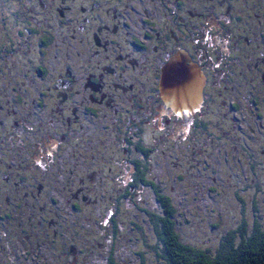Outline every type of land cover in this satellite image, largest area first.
<instances>
[{"label": "flooded vegetation", "instance_id": "obj_1", "mask_svg": "<svg viewBox=\"0 0 264 264\" xmlns=\"http://www.w3.org/2000/svg\"><path fill=\"white\" fill-rule=\"evenodd\" d=\"M263 10L264 0H0V67L18 68L17 63L30 66L36 61L35 70L46 78L66 65V71L57 73L54 85L46 86L54 90L56 97L60 94L53 113L58 116L54 121L60 125L54 135L44 136V144L37 145L39 152L53 160L51 169L62 168L56 159H64L58 151L64 150L62 143L67 141L72 152L66 154L65 163L72 159L81 165V182L88 179L92 186L101 184L103 174L110 172L109 161L124 165L133 178L139 170L135 161L136 152H140L138 141L149 138L148 144L156 150L162 148L163 160L167 161L175 149L182 148L181 155H187L186 139L191 135L197 145L189 158L199 166L215 164L221 162L223 153L236 155L238 145L227 148L222 137L234 132V112L241 108L235 69L242 60L245 70L249 68L252 73L248 82L258 83H253L258 95L252 94L250 107L253 105L258 112L256 103L264 102ZM212 17L217 18L216 23L211 22ZM219 35L228 44L219 40ZM213 51L216 54L210 53ZM182 52H187L179 56H187L185 63L195 62L202 68L206 83L200 107L180 112L163 96L161 79L163 66ZM257 52L262 55L256 56ZM220 67L229 70L225 78H221ZM46 69L52 70L48 76ZM25 72L8 81L22 85L18 76L31 77ZM221 80L227 84L220 87ZM40 86L37 89L46 106L49 93ZM223 93L227 98L221 99ZM239 97L246 95L239 91ZM122 104L133 109L125 110ZM132 112L135 114L129 116ZM20 120L21 123L15 121L21 128L16 133L29 126L28 120V124ZM104 120H110L108 125L103 124ZM202 120L211 123L208 129L199 128ZM226 123L229 128L224 126ZM65 126L74 132L73 143L68 140ZM250 129L255 132L253 127ZM248 137L249 143L246 137L243 139L247 146L240 142L243 153L254 142V137ZM150 172L154 175L150 176ZM155 173L147 167V179L159 178ZM9 179V175L5 176V180ZM123 179L127 183L121 185L126 187L130 177L127 174ZM144 189L141 184L136 195ZM73 192L69 201L79 196ZM87 196L83 198L90 201ZM34 231L31 234L42 237L48 233L42 224ZM58 231L59 228L52 231L53 241L49 234L37 241L38 247L45 246L44 254L51 251L52 243L60 249L59 264L88 262L84 249L76 246L71 236Z\"/></svg>", "mask_w": 264, "mask_h": 264}, {"label": "trees", "instance_id": "obj_2", "mask_svg": "<svg viewBox=\"0 0 264 264\" xmlns=\"http://www.w3.org/2000/svg\"><path fill=\"white\" fill-rule=\"evenodd\" d=\"M261 14L264 22V10ZM260 55H262L261 52L256 53V56ZM11 68L10 66L0 67V222L4 227L3 234L8 235L13 241L10 245L13 246V258H18L15 253L18 248L15 246L25 244L27 250L24 254L27 256H19L25 264H28V260L31 261L30 264L61 263L58 246L53 247L51 243V251L45 254V246L43 245V248L37 246V241L44 239L47 234L53 241L54 236L51 233L54 228H59V233L71 236L77 243L76 246L84 249L83 252L87 254L88 260L85 264H264V153L261 152L264 149V132L261 131L264 130L263 101L256 103L260 107L258 112L253 107L251 109L252 118L256 121L252 120L250 126L255 129V132L251 131L250 126L241 127L234 123V132L230 133L234 137L230 134L222 137L225 147L238 145L234 151L235 156L223 153L221 162L202 164L199 167L192 162L191 166L194 165L199 171H205V175H201L203 179L211 177L216 182L225 178L219 182L221 186L209 185L206 191L211 192L208 196L212 198V202H207L205 206L204 201H202L203 204L201 201L194 202L186 195L192 194L188 187L186 188L188 183L199 184L194 177L196 174L175 170L173 167L175 164L183 167L182 162L185 157L181 155V148L171 152L165 161L163 160L165 153L161 152L162 148L156 150L154 146L148 144L149 138L145 137L144 142L140 140L136 144L140 149L139 153L136 152L138 159L133 158L139 169L138 175H133L132 178L124 165L109 161L110 172L106 166L107 171L103 174L100 184L104 197L97 200L96 196L92 197L90 193H81L82 189L78 192L81 188L78 186L73 194L78 192L79 196L77 197V194L73 196L67 202L68 209H66L67 207L63 206L65 202L61 200L57 191L80 182L81 165L71 164L66 160L61 169L55 167L51 169L53 160L49 161L48 156L39 152L37 145L45 140L36 131H32L35 134L33 135L36 138L35 141L30 142L24 139V147L16 148L17 138L21 140L22 138L17 137L20 133L15 132V121L20 122L22 118V120H28L29 126H25L24 131H29V127L33 126L29 119L33 113L34 104L37 103L39 107L45 106L43 103L45 98L41 97L35 88L24 87L19 82L12 84L3 80L6 79L5 74L10 72ZM51 71V69L45 70L47 76ZM235 72L236 79L239 81V91L251 101L254 92L258 95V87L254 88L253 83H258L248 82L252 73L249 68L245 70L243 60L238 64ZM52 74H54L53 71ZM262 86L264 88V83ZM257 98L260 100L258 96ZM234 104L236 105L235 102ZM238 112L243 113V108L241 107ZM244 122L247 125L246 119ZM210 124L207 120H202L199 128L208 129ZM224 126L229 128L228 123ZM246 133L254 137L252 138L254 142L250 144V147L245 148L243 153L240 142L243 146H247L243 140L244 137L247 138V143L251 141L248 137L250 135ZM7 144L10 146L12 144L13 147L5 148ZM176 153L178 155H175ZM40 156L41 159H39ZM246 158L247 163L244 161ZM147 167L156 170L155 174L159 178L147 179ZM210 170L212 173L209 174ZM127 174L130 182L124 187L121 184L127 183L123 179ZM152 174L153 172H150V176ZM7 175L10 176L9 180H5ZM115 182L118 188H115ZM141 184L147 190L144 189L145 192H142V195H136ZM133 186L135 188L132 191ZM26 191L28 194H25ZM98 192L97 188L95 195ZM229 192L233 193L232 215L222 213V203L218 202ZM83 195H88V199L95 201L84 199ZM236 195L238 198L236 197L235 200ZM139 197L140 202H136L135 198L139 199ZM195 197L196 200L201 199L198 196ZM109 199V206L102 208L100 203L103 200L107 203ZM129 199L134 203V207L126 206ZM91 203L98 205L95 213L89 208ZM40 206L44 208L41 209ZM207 209L212 213L207 218L201 215L196 220L197 213L201 214ZM66 212L75 217V222L86 224L88 230L76 226L75 230L65 231L64 228L53 224L59 220H65ZM5 223H8L7 227ZM41 224L45 226L48 233L44 237L38 236L37 233L31 234ZM109 224L110 227L107 228L106 225ZM202 225L211 228L206 233L215 234L218 238L215 248L203 240L201 242L192 240L191 236L201 237L198 228L201 230ZM225 226L227 227L224 229ZM219 229L222 231H218ZM27 234H31V237L27 238ZM95 235L100 239L95 237L93 242L88 244L87 240H91L90 237ZM65 240L68 241L66 238ZM98 242H101V246ZM29 243H32L33 249L28 245ZM121 246L125 250L120 252ZM124 252L130 254L126 256Z\"/></svg>", "mask_w": 264, "mask_h": 264}, {"label": "rangeland", "instance_id": "obj_3", "mask_svg": "<svg viewBox=\"0 0 264 264\" xmlns=\"http://www.w3.org/2000/svg\"><path fill=\"white\" fill-rule=\"evenodd\" d=\"M213 19L211 20V22H215L216 23V17H212ZM220 36V35H219ZM218 39H222L224 41V44H228L227 43V40L225 37L223 36H220L218 37ZM32 53V52H30ZM212 54H216L213 52H210ZM220 54V53H218ZM226 59L225 57L223 58V60ZM228 59H226L227 61ZM54 59H51V63H53ZM203 62H205L204 64H206L207 60H204ZM36 61H33L31 63L30 66H23L22 65L20 66L18 63H17V66H19L18 68H12L10 69L11 71L6 73V79L4 78L3 80L7 81L10 80V81H13V78L15 76V74L17 73H23L24 70L27 69V71L30 73V79H26L24 77H20L18 76V78L23 81L21 82L22 83V86H30L32 88H35L38 92L39 90L37 89L40 85V87H43V89H46L48 91V95H46L47 97V106H38L37 103L34 104V110H33V113L32 115L30 116V124L33 125L32 127H29V131H22L19 135H17V137L21 136L22 140L21 139H18L17 138V146L16 148L17 149H22L24 146H23V140L24 139H27L28 141H35L36 138H34L35 134L32 133V131H36V133H40L42 135V138L44 139V136L47 137V134H53L55 133V131H57V128L59 127V121H54L53 118H56L58 117L57 115L53 114L54 112H56V100L58 99L57 97L60 96V94L58 95L57 94V97L55 95V92L54 90L52 89H47L46 86H49V85H54V80L59 77L57 76V73L60 71V72H63V71H66V68L65 66L62 67L61 70L59 71H56L57 69L54 70V74L52 76H49V77H42L41 75H39L37 73V71L35 70V66H36ZM23 68V69H22ZM221 70H223V75L221 78H225V74L228 73V68L225 69V68H221ZM210 70V69H209ZM211 71V70H210ZM59 72V73H60ZM56 73V74H55ZM58 73V74H59ZM212 73V71H211ZM33 76V77H32ZM232 78L234 79V75L232 76ZM55 80V82H56ZM13 84V83H12ZM223 84H227V82L221 80L220 82V87L223 85ZM236 84V83H234ZM237 86V85H236ZM31 88V90H32ZM60 88V87H58ZM57 88V89H58ZM236 88V87H235ZM216 88L214 87L213 88V91L215 90ZM237 92H238V97H237V102L241 104V107L243 108L244 112L241 113V112H238V111H235L234 112V123L236 125H239L241 127H248L252 124V120L256 121V119H253V115L251 113V107H253V105L250 107V102L248 100L247 97H239V88H237ZM235 91V89H234ZM219 89L216 91V93H219ZM241 94V92H240ZM243 94V93H242ZM222 98L221 99H225L227 98V95H225V93L222 94L221 96ZM36 101V100H35ZM49 101H52L51 103H49ZM121 106L124 107L125 110H128V109H133L132 106L130 105H125V104H122ZM135 112H132V114H128L129 116L130 115H134ZM23 119V118H22ZM246 119L247 121V125L245 124L244 120ZM26 124L27 123V120H23ZM54 121V122H53ZM110 121V120H109ZM109 121H102L103 124L105 125H108ZM22 121H20L19 123H21ZM245 124V126H244ZM16 131H20V127L19 126H15ZM59 132H62L60 130H58ZM65 131H67L68 133V140L71 141L72 143L74 142V137L72 136V134L74 133L73 131H69L68 128H66L65 126ZM262 132H264V130H261ZM32 133V134H31ZM34 135V136H33ZM24 138H23V137ZM45 140V139H44ZM118 140V139H117ZM186 144H188V150L185 151V154H187L184 158V162L183 163V167L181 166H178L179 164H175L174 169H178L180 171H185V172H190L192 175H194L195 178H197L198 180V183L199 184H196L193 182V184L188 183L189 185H186V188L188 187V190H190V192H192V194H186L187 196L190 197L191 200H193L194 202H197V201H204V206L206 205V203L208 202H212V198H210L208 195L211 194L208 193L206 190L207 188H209V185H212V186H221V184L219 182H222L225 178H221L219 179L218 181H213L214 179H211L208 178V179H203L201 178V175H205V171H199V169H196L192 165V162H193V158H189V157H193V154L191 153L194 149H195V145H197L195 143V138L193 137V135H191L188 139H186ZM62 145L64 146V150H60L58 151V153H60L62 156H64V159L62 160L60 156H58V158L56 159V161L63 167L64 166V163H65V157H66V154H68L69 152H72L70 151L69 149H71L72 146H70V143L67 142V141H64V143H62ZM12 146H10V144H7L5 146V148H8L10 149ZM180 152H182V148L180 150ZM183 153V152H182ZM191 154V155H190ZM175 155H178L177 153ZM175 158H178L177 156H175ZM206 158V157H205ZM245 163L248 162V159H244ZM71 164H74L75 162L71 159L70 161ZM199 167V165H198ZM260 167V165L258 166ZM66 169H69L70 167H65ZM72 168V166H71ZM115 172V171H114ZM114 172H111V174H115ZM198 173V174H197ZM209 174L212 173L211 170L208 172ZM207 173V175H209ZM199 176V177H198ZM111 177V176H109ZM113 182V181H112ZM78 186H81L79 192L81 191L82 189V192L81 193H84V194H87V193H90V195L92 197L96 196L95 198H103L104 196H102V191L100 189V184H94L93 186L91 185L90 181L88 179H86L85 182H77V183H74L71 187H68V188H64L60 191H57V194L59 195V197L61 198L62 201H64L65 203L63 204V206L67 207L66 209H68V201H69V198L71 197L72 195V192L74 191V189ZM114 186L115 188H118L117 186V182L114 183ZM238 187H240L239 185H237ZM98 188V193L97 195H95L96 191L94 193L90 192V191H94ZM226 188H228V186H226ZM88 189L90 191H88ZM87 192V193H86ZM139 195H142V194H139ZM195 196H198L199 198H201L200 200H196V197ZM236 196H234V199L236 200ZM238 198V197H237ZM136 199V202H140V198H135ZM233 199V193H227L225 198H220L219 199V203H222V207L223 210H222V213L224 214H231L233 213V205H232V202L231 200ZM91 201V200H90ZM95 200L91 201V202H94ZM106 200H103L102 203H100V206L102 208L104 207H107L109 206V203H110V199L109 201L106 203L105 202ZM203 204V202H202ZM124 207H125V204L123 203ZM134 204L131 202V199H129L128 203L126 204V206L128 207H134L133 206ZM89 208L91 209V212L95 213L98 209V205H95V204H90ZM128 210V209H127ZM198 212V211H197ZM205 212H207V214H204ZM212 213L211 210H208L207 211L203 210V212L201 214H198L196 215V220L199 218V216L203 215V217L207 218L208 215ZM66 214V217H65V220H59L57 223H53V224H57L59 227L61 228H64L65 231H67V229L69 230H75V227L76 226H80L83 230H88V226L86 224H84L83 222H75V217L72 216V215H69L68 212L65 213ZM62 219V216L60 217ZM264 221V220H263ZM232 223V220L230 221ZM6 227L8 226V223H5ZM234 224H235V218H234ZM263 225H264V222H263ZM107 228L110 227V224L109 225H106ZM227 226L224 227V229L226 228ZM2 229H4V227L2 226V223L0 222V264H25L24 263V260L23 259H20L19 256H23V257H26L27 255L24 254V252L26 253V250H27V247L22 244H19V245H16L15 248H18L15 253L17 255L18 258H13V255H12V251H13V246H10L11 244H13V241L12 239L8 236V235H4L3 232H2ZM209 229H211L209 226H201V230L200 228H198V231L201 235V237H196V236H191L192 240H195V241H199L201 242L202 240L205 242V243H208L212 246V248H215V246L217 245V242H218V238H216L215 234H212L210 232L206 233V231H209ZM223 229V230H224ZM218 231H222L221 229H219ZM98 238L100 239L99 236L95 235L93 237H90V239L92 240H87V243L90 244L91 242H93L94 238ZM28 245H30V247L32 248V243H29ZM33 249V248H32ZM37 248H35L36 250ZM88 250V249H86ZM120 252L121 251H124L125 248L123 246L120 247ZM124 254H126V256H128L130 253H127V252H124ZM9 258H11V260H9ZM32 259V258H31ZM134 259H137V258H134ZM31 261L28 260V264H30Z\"/></svg>", "mask_w": 264, "mask_h": 264}, {"label": "water", "instance_id": "obj_4", "mask_svg": "<svg viewBox=\"0 0 264 264\" xmlns=\"http://www.w3.org/2000/svg\"><path fill=\"white\" fill-rule=\"evenodd\" d=\"M187 53V52H186ZM177 53L163 66L161 86L163 96L172 103L176 111H193L204 100L206 74L195 62L185 63V58ZM172 84L173 86L169 85Z\"/></svg>", "mask_w": 264, "mask_h": 264}]
</instances>
